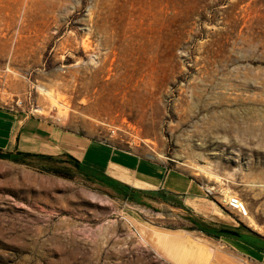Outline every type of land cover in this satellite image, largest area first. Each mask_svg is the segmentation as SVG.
Listing matches in <instances>:
<instances>
[{"label":"rangeland","instance_id":"obj_1","mask_svg":"<svg viewBox=\"0 0 264 264\" xmlns=\"http://www.w3.org/2000/svg\"><path fill=\"white\" fill-rule=\"evenodd\" d=\"M0 106L206 193L132 200L81 165L0 159V264H264L242 241L264 243V0H0Z\"/></svg>","mask_w":264,"mask_h":264},{"label":"crops","instance_id":"obj_2","mask_svg":"<svg viewBox=\"0 0 264 264\" xmlns=\"http://www.w3.org/2000/svg\"><path fill=\"white\" fill-rule=\"evenodd\" d=\"M0 151L54 157L66 154L88 170L132 190L156 191L165 197L178 198L186 208L192 206L191 201L206 196L192 177L158 159L66 131L23 109L0 106Z\"/></svg>","mask_w":264,"mask_h":264},{"label":"trees","instance_id":"obj_3","mask_svg":"<svg viewBox=\"0 0 264 264\" xmlns=\"http://www.w3.org/2000/svg\"><path fill=\"white\" fill-rule=\"evenodd\" d=\"M20 155L22 157H31V158H35V159H41V160H46V162L49 163H57V162H64V163H68L71 164V166L76 167L79 166V163L76 159L72 158L71 156L68 155H61L64 157V159H59L60 156H49V155H44V154H33V153H20ZM65 167H52L50 170L54 171V172H60L62 170H64ZM100 180L105 182L108 186L113 187L114 189H116L117 191H119L120 193H124L125 195H127V193L129 194L130 199H135L136 195L140 196V195H145L147 197H149L150 199H160L163 202H168L171 204H176L177 206L181 207V208H185V206L182 204V202L180 201H175V199L171 198V197H165V195L160 194L159 192L156 191H152V192H142V191H137V190H132L131 188H129L126 185H123L117 181H114L112 179H109L106 176L101 175ZM144 203L145 202H141ZM194 224V228L197 230H200L202 232H204L207 235H213L216 236L213 233V229H211L209 226H207L204 223H201L200 221H196V220H192ZM243 242H245L246 244L252 246L253 248L259 249V250H264V243L262 241H260L258 238H249L247 239V237H243L242 238Z\"/></svg>","mask_w":264,"mask_h":264},{"label":"water","instance_id":"obj_4","mask_svg":"<svg viewBox=\"0 0 264 264\" xmlns=\"http://www.w3.org/2000/svg\"><path fill=\"white\" fill-rule=\"evenodd\" d=\"M0 159L9 160V161H17L21 159V155L19 153H14V152L0 151ZM216 232L229 234L235 237L239 236V233L237 231L230 230V229H218L216 230Z\"/></svg>","mask_w":264,"mask_h":264},{"label":"built area","instance_id":"obj_5","mask_svg":"<svg viewBox=\"0 0 264 264\" xmlns=\"http://www.w3.org/2000/svg\"><path fill=\"white\" fill-rule=\"evenodd\" d=\"M228 204L229 206H231L232 208L234 209H242L244 207V204L243 202L240 200L239 197L237 196H232L230 197V200H228Z\"/></svg>","mask_w":264,"mask_h":264},{"label":"bare ground","instance_id":"obj_6","mask_svg":"<svg viewBox=\"0 0 264 264\" xmlns=\"http://www.w3.org/2000/svg\"><path fill=\"white\" fill-rule=\"evenodd\" d=\"M127 180V179H126ZM229 200H230V198H229Z\"/></svg>","mask_w":264,"mask_h":264}]
</instances>
